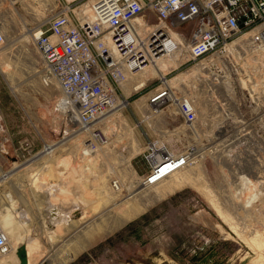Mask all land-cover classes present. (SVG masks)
Segmentation results:
<instances>
[{
    "label": "built area",
    "instance_id": "obj_1",
    "mask_svg": "<svg viewBox=\"0 0 264 264\" xmlns=\"http://www.w3.org/2000/svg\"><path fill=\"white\" fill-rule=\"evenodd\" d=\"M21 3L0 0L2 18L21 15ZM28 7L32 11L41 8L45 18L29 30L40 59V82L44 86L55 83L59 89L58 110H73L76 131L84 140L83 155L99 152L109 144L99 117L127 107L129 95L144 90L151 113L179 118L173 134L180 139L198 123L196 91L202 85L201 89L216 90L220 79L227 99L222 97L218 105L217 132L229 131L225 126L232 116L228 102L234 97L232 87L238 86L239 168L247 180L244 189L263 195L264 0H28ZM187 21H194L189 36L176 30ZM239 36H244L243 43L230 45ZM7 38L0 23V48ZM170 54L175 66L149 76L140 87L130 85V92L125 93L123 85L130 76ZM193 65L197 68L191 87L185 80L169 82L174 70ZM213 111L216 109L210 113ZM180 145L175 141L170 148L161 139H148L143 150L148 169L139 176V183L153 185L194 163L199 147ZM13 151L24 160L35 154L29 140L19 141ZM110 185L115 191L122 189L117 177L110 179ZM9 249L0 228V253Z\"/></svg>",
    "mask_w": 264,
    "mask_h": 264
},
{
    "label": "rangeland",
    "instance_id": "obj_2",
    "mask_svg": "<svg viewBox=\"0 0 264 264\" xmlns=\"http://www.w3.org/2000/svg\"><path fill=\"white\" fill-rule=\"evenodd\" d=\"M2 6L0 5V23L2 26L3 24L7 26L9 37L4 46L0 48V155L7 150L9 154L15 156L13 148L18 146L19 141L23 140L31 142V153L35 154L43 147L44 143L51 144L62 141L55 145L51 156L46 155V167L48 168H43L40 177L41 180L46 178L45 181L49 185L50 180L56 179L57 181L56 173H58L64 180L70 179L72 184V186H68V191L63 193V202H55L54 204V215L60 210L65 215L66 226L70 223L72 226L70 228L67 226L56 239L58 244L54 255L65 259L63 264H250L249 258L252 251L227 222L221 221L212 208L215 200L219 206L221 205V208L228 211L232 220L241 222V224L243 222L244 215L238 210V204L242 202L237 193L238 189L229 187L233 184L230 173L240 171L238 127L236 124L239 118L238 94L240 88L238 86L232 87V95L236 99L230 96L228 103L231 105L232 116L230 115L225 125L227 129L224 126L229 131L220 134L215 125L220 121L218 105L223 102L222 97L227 99L224 90L225 84H222L220 79L219 83L215 84V99L218 105L212 109L210 101L207 100V91L205 88L201 89L202 85L197 92L196 103L200 110L206 109V111L205 113L202 112L203 115L201 114L202 117L199 118L194 128L185 130L180 139L173 134L175 132L174 127L179 125V118L162 114L152 115L145 104L143 96L145 90L129 95L127 107L115 113L111 112L112 114L108 113L110 115L102 127L108 135L109 144L104 148L105 152H97L95 167L92 168L91 165L92 170L99 169V166L102 165L100 163L105 160L103 166L105 168L110 166L107 168L109 171L108 181L105 185L112 191L113 200L120 201L126 197L134 200L136 196H131L132 188L138 183L139 176L145 174L148 169L143 154L148 139H161L170 148L173 147L175 141L179 146H181L180 144L192 143L202 150L206 148L210 151L205 152L200 159L196 158L194 163L184 169L191 174H197L198 183L206 184L210 196L199 192L194 186L183 185L166 194V196L148 203L138 214L129 217L110 231L89 237L73 256L66 254L64 243L67 237L65 236L69 231L74 230L73 227L83 223V219L75 222L84 214L82 206L86 202L88 204L90 202V206L97 203L95 202L97 195L93 193L86 182L82 183L85 177H82L83 173L81 175L78 170L81 159L74 155L75 150L77 151V143H79L80 149L81 143L79 141L82 142L83 137L76 131L77 123L74 121V114L56 108V99L60 95V91L55 83L44 86L39 79L40 59L33 47L32 36L29 35L28 31L45 21V18L42 17L41 8H34L35 11H32L28 7V0H22V3L18 5L21 15L5 20L2 18ZM193 26L194 21H187L178 24L176 30L185 36H189ZM233 44H242V42L234 39L230 42V45ZM185 70H187L185 67H179L172 72L170 79L177 77L180 71ZM191 70L192 68L189 72ZM235 75L232 73L231 77L233 82L237 84L238 80L235 79L237 76L233 77ZM176 80L177 82L183 80V77L176 78ZM152 82L153 77L147 82V87ZM224 82L227 84V79ZM205 105L206 108H203ZM214 108L216 111L210 113ZM70 142H72L71 146L69 145ZM35 154L34 157H30L29 163H27L29 160H24L23 156L17 157V161L22 163L16 162L15 164L19 167L14 176V181L17 182L16 198H19L18 193L21 194V192L31 196V192L27 188V175L28 172H34L38 169L41 156H35ZM121 155L122 158L119 161L118 158ZM130 155H132L129 158L130 162H124V158ZM64 158L66 160L65 165L61 161L59 162ZM25 163L29 165L24 167L23 164ZM196 163L201 167H196ZM1 169H4V165L1 166L0 164ZM87 171L85 176L90 175L89 170ZM262 174L264 176V168ZM112 177L119 179L122 184L121 190L115 191L110 187ZM73 181L80 186L76 187ZM51 183H53L54 190L57 187V182ZM19 184L23 185L22 188H19ZM78 187L81 188L78 189ZM147 189L150 194L156 190L154 185ZM245 192L249 195L253 191L252 188H247ZM252 196H249L251 204L249 202L250 206L248 205L247 208L253 207L257 209V212L264 215V193L263 195ZM69 197L74 200L68 202ZM210 197H213V200ZM87 199L90 200L87 201ZM136 201H138L137 198ZM100 204L98 202V208H100ZM31 207V210L39 216L40 211L32 205ZM15 209L20 212L25 207L18 202ZM38 220L36 217L31 222L30 220L26 221L31 226H35V222L42 226L41 220ZM58 224L53 225L55 230L60 228V224ZM253 224L254 227H259L257 223ZM88 225L87 223L84 224L75 233L81 231L82 235H85V229ZM18 226L17 230L24 227L20 224ZM21 230L20 233L23 235L19 238L15 236L13 230L8 232L11 235V240L15 241V246L23 239L31 236L44 239L41 230H38L39 232L35 230L34 233L32 229L31 234L27 229ZM41 246L43 249L45 248L44 244ZM50 256H47L48 261L44 259L41 264H48Z\"/></svg>",
    "mask_w": 264,
    "mask_h": 264
},
{
    "label": "bare ground",
    "instance_id": "obj_3",
    "mask_svg": "<svg viewBox=\"0 0 264 264\" xmlns=\"http://www.w3.org/2000/svg\"><path fill=\"white\" fill-rule=\"evenodd\" d=\"M3 26H4V30H5L6 34L8 35L9 30H8L7 26L5 24H3ZM8 27L11 28L10 25H8ZM28 33H29V35L31 34L29 31H28ZM27 36H25V37H27ZM8 37H9V35H8ZM243 37L244 36H241V37L239 36L235 39H237V41L240 40L243 43ZM258 55H259V53H258ZM174 61H175V58H174L173 54H170V56L157 58L155 60V62L145 66L144 68L139 70L135 75L130 76L128 81L126 83H124V85H123L124 91L126 93H128V91L130 89V85H136V86L140 87L141 85L144 84L146 78L151 76V75L154 76L156 74H160L161 71L163 73H166L167 69H169L170 66L175 65ZM199 64H201V63L199 62ZM196 66L197 65H193L185 71H180V73L178 74L177 77H172L171 79H170V77H168V80L170 82H172V84H176V82H177L176 78L183 77V80L186 81V84H188L191 87L192 86L191 80H193V77H192L193 71L192 70L196 69L197 68ZM191 68H192V70L189 72V70ZM180 81H182V80H180ZM180 81H178V82H180ZM173 82H175V83H173ZM211 88L212 87H210V89L205 88V90L207 91V94H208L207 100H208V102L210 101V105L213 108V107L217 106L218 104H216L215 90H213ZM196 95H197V91L194 94V96H195L194 102H195L196 106L198 107V118H201L202 112H205L206 109L205 110L199 109L200 107L196 103V98H197ZM143 96H144V98L146 97L145 94ZM144 98H143V100H144ZM56 108H57V106H56ZM203 108H206V105ZM68 111H70L72 114H74L72 109H68L65 112H68ZM114 112H116V111H114ZM110 114H112V113H110ZM110 114L99 117V120L103 122L102 123L103 125H104L107 117ZM151 114L154 115L153 113H151ZM217 121H215V122H217ZM98 124H100V122ZM215 125L217 126V124H215ZM101 127H102V125H101ZM73 133H75V132H73ZM77 133L79 135H81L79 132H77ZM211 141H213V140H211ZM59 142H62V141H59ZM59 142H56V143L54 142L51 144L46 143L45 147L42 148L36 154V156L41 155L39 158L38 169L35 170L34 172H30V173L28 172V175H27L28 176V184H27L28 187L27 188H29V190L31 191L32 197L27 196V200L30 203V205L35 206L36 208H40V205L42 202L41 184H43L45 182L47 183V181H45L46 178H45V180L40 179L41 171L43 170V168H48V167H46V155L51 156L55 145ZM79 142L81 143V146H82L84 140L82 139V142L81 141H79ZM78 144L79 143H77V148H76L77 151L75 150L74 155L79 156V158L81 159L80 166H79L78 170L81 172L80 173L81 175L83 173L82 177L83 176L85 177L84 180H82V183L86 182L87 185L91 187V190L93 191V193H95L97 195V197H96L97 200L95 201L97 203H95L94 205H91V206H90V202H89V204L87 202L85 204L83 203L84 206H82V208H83L84 214L81 215L77 220H75V222H78L79 219H81V220L83 219L84 221L80 225L73 227L74 230H72L71 232L69 231L70 233L67 235V239L65 240V243H64L66 245L65 251H66V254L68 256H73L77 252V250H79L83 246V244L85 243V241L89 237H94V236H97L103 232L110 231L111 229L122 224L129 217H131L133 215L135 216L136 214H138L141 210L144 209V207L148 203H151L153 200H155L157 198L166 196V194L173 192L174 190L182 187L183 185L194 186L199 192L203 193L204 195L210 196L209 195L210 191H209V189L206 188V184L203 183L204 185H201L200 183H198L197 174H191V172H189L188 170H187L188 171L187 172L183 168L185 171L183 169H181V170L177 171L176 173H174L173 175H171L165 179H162L159 182L153 184L155 186L156 190L152 194L148 193L147 188H149V186H153V185L145 186V185H142L141 183H139V181H138V183L135 184V186L132 188V191H131V196H136L138 201H136V198L134 200H130V198H127V197L121 199L120 201L113 200L112 191L109 190V187L107 185H105V184H107V181H108L107 177H108L109 171L107 168L110 166L105 168V166H103L105 160H103L102 163H100L102 165L99 166V169L92 170V168L95 167L94 166L95 162H97L98 153H100V152L103 153V151L105 149H102L98 153L96 152V153H92L90 155H82L81 154V146L79 149ZM69 145L71 146L72 142H70ZM70 151H72V149H70ZM196 151H197L196 153H198L197 159H200V157L205 152H209L210 150L208 151V149H206V148L204 150H202V148H199ZM131 156L132 155L125 157L124 162H126V163L130 162L129 158ZM103 157H104V155H103ZM121 158H122V155L118 158L119 161H121L120 160ZM60 161H61V163H64V162L66 163L65 158L59 160V162ZM29 162H30V160L27 163H29ZM27 163L23 164V166L27 167L29 165ZM65 163H64V165H65ZM197 164L198 163H196V167L200 166ZM87 170H89L90 175L85 176V172L88 173ZM16 174H14V176ZM45 174H46V172H45ZM230 175H231L232 183H234V186L230 185L229 187L234 188L236 186H239L237 193H238V196L240 197V200L242 202L238 204L239 205L238 210L241 213H243V215H244V219H243L242 224H241V222L232 220L228 211L221 208V205L219 206L218 205L219 203L217 204V202H215V200L213 201L214 203L212 205V208L215 211V213L217 214V216L221 219V221L227 222L229 224L230 228L240 235L241 240L252 251V255L249 258L250 264H264V230H262V231L259 230V229H264V215L257 212V209H255L253 207L247 208L249 205V202H250L249 196H252L253 194L251 193V194L247 195L245 192L244 188L246 187V181L247 180H246L244 174L238 170V171L231 172ZM56 176H57V181H56V179L50 180V182H57V187L52 192V194L50 196V200L54 203L55 202L61 203V202H63V196H62L63 193L65 191H68V186H72V184H71L70 179L64 180L63 177L60 176L58 173H56ZM79 177H80V175H79ZM202 182H205V181H202ZM73 184L76 187L79 185L78 183H75L74 181H73ZM22 186L23 185L19 184V188H22ZM81 187H78V189ZM110 187H111V185H110ZM88 189H90V188H88ZM88 191H90V190H88ZM92 191H90V192H92ZM84 192H86V191H84ZM90 196H91V194H90ZM254 196L255 195H253L252 197H254ZM210 198H212V200H213V197H210ZM7 200H8V203H7L6 207L3 206V208H2L0 206V228L4 231V233L6 235V239L10 244V249L4 253H0V264H18V258L15 254V251H16L17 247L20 246L21 244H23L25 247L27 264H39V262L42 259H47V261H48L47 256H49V255H51V256H50V262H48V264H63L65 259H61V257L54 255L55 249L57 248V244H58V243H56V239L60 236V234L63 232V230L67 226H68V228H70L71 223L68 224L65 228L60 227V228H57V230H55V228L53 226L47 225V223L44 221L43 222L44 229H45V232L43 234L44 242H45L44 243V245H45L44 249L42 246L39 245V243L35 240V238H31V237H27V239H25L26 243L19 242L18 245L15 246V241L11 240V238H10L11 235L8 232L13 230L14 234L17 238L21 237V235H23V234L20 233L22 231L21 229L17 230L19 228V226H18L19 223L15 220L14 215L16 218H19V219L25 218V217H28L30 219V213L27 210V211H21V212L15 211V213L13 214V212H11L12 204L10 203V196L9 195L7 196ZM73 200L74 199L69 197L68 202H71ZM88 200H90V199H87V201ZM31 201H32V203H31ZM98 202H99V204L101 203L100 205L102 207L99 206L100 208H98ZM209 202H210V200H209ZM250 204H251V202H250ZM57 219H58V216H56V220ZM24 223H25V225H27V223H29V222L25 221ZM86 223L89 225L85 229L86 230L85 235H82L81 231L78 233H75L76 231H79L83 227V225ZM253 223H257V225L259 227H254ZM60 226H64L63 222L61 223ZM69 235H70V237H69ZM38 249H39V252H42V253H40V255L37 257L34 254V252L37 251Z\"/></svg>",
    "mask_w": 264,
    "mask_h": 264
},
{
    "label": "crops",
    "instance_id": "obj_4",
    "mask_svg": "<svg viewBox=\"0 0 264 264\" xmlns=\"http://www.w3.org/2000/svg\"><path fill=\"white\" fill-rule=\"evenodd\" d=\"M38 152H36V154ZM36 154H35V156H36ZM32 157H34V156H32ZM17 159L18 158L16 156H13L12 154H9L7 152V150H5L0 155V164H1V166L4 165V169L0 170V206L2 208H3V206L4 207L7 206V203H8L7 196L9 195L10 196V203L12 204L11 212H13V214H14L15 211H17L16 210L17 208L15 209V207H16L17 203L20 202L21 205L25 207V209L21 210V211H27L28 210L29 213H30V219L28 217L19 219V218H16L15 215H14V218L21 226H24L21 229H27L28 232L30 231L29 232L30 234H31L32 229H33L34 233H35V230L37 232H39L38 230H41V231H43L42 233H44L45 232L44 224H43L44 221L49 226H53L55 223H59L61 225V223L63 222V224H64L63 228H65L66 227L65 224H67L65 218H64L63 221L59 220V219L56 220V215H54V211L53 210H54V206H55L54 204L55 203L50 200V195L52 194L51 192L54 191L53 190V187H54L53 183L49 182V185L47 184L48 182L41 184V187H42V192H41L42 193V202H41L40 208H36L34 206V208H36L38 211H40L39 212V216H37V214H35L34 211L31 210L32 207H31L30 203L27 200V196L30 197V195H25L23 192H21V194L18 193L19 194V198H16V188H17L16 183L17 182L14 181V174H16L18 169H19L18 165H15L16 162H18ZM31 160H33V159H31ZM8 162H10V163H8ZM18 163L21 164L22 162H18ZM7 164H9L10 167H9V165L6 166ZM3 184H4V188H3ZM27 184H28V182H27ZM45 184H47V185H45ZM31 197H32V194H31ZM60 213H62V212L60 210H58V214H60ZM36 217H37V219L41 220L42 226H40L39 223H37V222H35V224H36V225L34 224L35 226H31V224H28V223H27V225H25L24 222L26 220H30V222H31V221L35 220ZM58 218H59V216H58ZM60 225H59V227H61ZM42 233H41V235H43ZM69 233H67V234H69ZM29 236H31V235H29ZM32 238H38V240L40 239L39 237H35V236L32 237ZM40 243L44 244L45 243L44 239L41 240Z\"/></svg>",
    "mask_w": 264,
    "mask_h": 264
},
{
    "label": "water",
    "instance_id": "obj_5",
    "mask_svg": "<svg viewBox=\"0 0 264 264\" xmlns=\"http://www.w3.org/2000/svg\"><path fill=\"white\" fill-rule=\"evenodd\" d=\"M15 254L18 258V264H27L26 252L23 244L17 247ZM43 260L44 259H42L39 264H41Z\"/></svg>",
    "mask_w": 264,
    "mask_h": 264
},
{
    "label": "flooded vegetation",
    "instance_id": "obj_6",
    "mask_svg": "<svg viewBox=\"0 0 264 264\" xmlns=\"http://www.w3.org/2000/svg\"><path fill=\"white\" fill-rule=\"evenodd\" d=\"M57 214H58V213H57ZM57 214H56V216H59L58 219L63 221L65 215L62 214V213H60V214H58V215H57ZM67 235H68V234H66L65 237H67ZM35 240L39 243L40 246L43 245L42 243H40V241H41L40 239L38 240V238H35ZM21 242L26 243L25 239H23ZM38 252H39V249H38L37 251H35L34 254H35V255H40V253H38Z\"/></svg>",
    "mask_w": 264,
    "mask_h": 264
}]
</instances>
